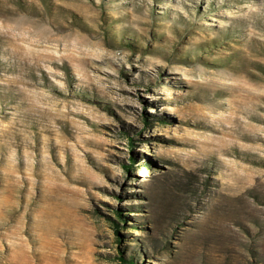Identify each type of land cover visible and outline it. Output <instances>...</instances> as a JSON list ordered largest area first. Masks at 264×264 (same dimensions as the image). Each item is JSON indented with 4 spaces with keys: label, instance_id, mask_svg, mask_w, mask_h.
I'll return each instance as SVG.
<instances>
[{
    "label": "rangeland",
    "instance_id": "374dc122",
    "mask_svg": "<svg viewBox=\"0 0 264 264\" xmlns=\"http://www.w3.org/2000/svg\"><path fill=\"white\" fill-rule=\"evenodd\" d=\"M122 256L264 264V0H0V264Z\"/></svg>",
    "mask_w": 264,
    "mask_h": 264
},
{
    "label": "trees",
    "instance_id": "16d2710c",
    "mask_svg": "<svg viewBox=\"0 0 264 264\" xmlns=\"http://www.w3.org/2000/svg\"><path fill=\"white\" fill-rule=\"evenodd\" d=\"M127 169H128L127 171H129V170H131V167H128ZM119 214L121 215V213H119ZM115 224H116V232H117L118 234H120L119 229H118L119 225H118V223H115ZM120 258H121V260H123L124 263H126V264H135V262H134L133 259L125 260L123 256L120 257Z\"/></svg>",
    "mask_w": 264,
    "mask_h": 264
}]
</instances>
